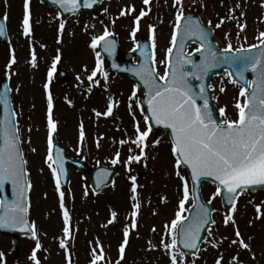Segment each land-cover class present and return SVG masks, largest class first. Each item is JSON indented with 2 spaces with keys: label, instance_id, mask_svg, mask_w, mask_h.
Wrapping results in <instances>:
<instances>
[{
  "label": "rangeland",
  "instance_id": "374dc122",
  "mask_svg": "<svg viewBox=\"0 0 264 264\" xmlns=\"http://www.w3.org/2000/svg\"><path fill=\"white\" fill-rule=\"evenodd\" d=\"M236 4L241 5L238 12L246 14L239 18L240 22L247 23V28L240 33L239 39L236 20L226 21L219 29L214 27L219 18L227 16L229 8H234ZM262 4L264 0H196L195 3L193 0H185L186 14L198 15L205 26L208 20H212L213 40L220 48L227 47L225 33H230L229 39L234 49L242 45L247 48L259 43L256 37L259 32L264 31ZM131 5L135 6V13L119 15L122 8ZM105 8L108 9L107 12L104 11ZM141 9H150V12L142 18L141 30L137 32L134 41L130 32L134 27V16L138 15ZM30 10L33 33L30 38H25L22 35L24 0H0V16L8 17L6 20L8 40L0 42V78L6 77L9 81L12 107L16 123L21 130V148L28 162L26 165L28 180L32 184L29 190L28 218L37 225L43 245L38 252L41 264L64 262L58 243L59 239L63 238L62 209L54 177L46 162L48 128L47 93L44 85L48 83L50 71L52 72L50 88L54 98L53 118L57 123L53 141L61 145L66 155L73 160H84L92 167L113 166L117 170L113 183L94 197L90 191L88 176L75 173L71 169L69 190L65 192V206L71 213V223L76 230L67 252L72 255L73 264H89L92 259L91 250L95 247L97 239L104 247L107 264H115L119 260L123 231L125 226L131 223L132 194L129 175L138 177L142 209L139 227L131 231L125 259L120 260V264H170L169 256L160 246V241L164 239L170 242L165 236L164 225L175 219L181 198V182L175 176L169 140L166 135L152 133L149 135L150 147L146 150L149 153L147 167L143 163H134L131 166L133 171L128 173L123 163L112 165L111 160L117 151H120L123 161L130 155L129 147H135L130 144L121 146L119 143L122 139L128 140L135 136L134 118L128 107L134 84L127 77L119 75H109L105 81L98 74L96 79L100 80L99 85L89 81L87 77L96 67L97 61L98 51L90 47L92 38L102 35L105 28L114 33L121 50L131 51L139 38L151 42L149 25H155L157 60H163L165 50L170 46L175 23L176 9L172 7V0H153L148 6L144 5L143 0H102L96 9L98 13L96 17L81 13L62 18L54 8L42 5L38 0H31ZM62 22L65 28L61 33L59 25ZM33 49L37 57V67H32L30 63ZM195 49L196 46H190L188 52ZM13 51L17 63L9 68ZM57 55L61 59L55 63H58L70 77L65 84L59 82L53 68ZM135 61L134 58L133 62ZM106 67L103 63L105 71ZM155 67L163 74L165 67L163 64L158 63ZM78 76L80 79H77ZM228 81L226 74L215 77L211 92L217 109L226 106L227 117L235 119L237 110L234 104L239 98L240 88ZM221 87L226 90L220 92ZM140 95L138 92L137 97ZM110 97L118 101L119 106L114 108L112 116L97 117L95 111L105 112ZM134 110L135 121L146 127L144 113L140 111L137 102L134 103ZM81 122L86 133L83 143L79 140ZM101 137L103 138L100 139ZM97 140L100 147H97ZM156 140L160 143L153 146ZM33 148L36 151H32ZM181 171L186 175L183 169ZM215 191L216 187L205 184L201 189V198L208 202ZM164 197L167 198L166 201L162 199ZM262 201L263 192L245 193L237 201L238 211L235 215L237 226L244 240L251 245V251L231 244V240L236 239L235 226L231 224L225 226L224 216L229 212L221 209L217 196L211 202L215 209L213 219L216 221L211 229L215 240H221L223 237L227 239H222L219 248H214L206 242L212 239L207 234L199 253L190 262L178 256V264H205V258L215 260L221 254L224 257V264H228L237 253L241 257H239L241 264H264V218L257 219L255 209V205L261 204ZM190 204L191 201L185 207L188 208ZM112 211L118 213V219L108 224ZM153 227L156 228V232L152 231ZM149 241L157 245V248L150 250ZM35 243L36 241L30 238L20 239L19 260L23 264H33L30 256ZM0 251L5 253V256L0 258V264H15L7 237L0 236Z\"/></svg>",
  "mask_w": 264,
  "mask_h": 264
},
{
  "label": "snow or ice",
  "instance_id": "6c2138e0",
  "mask_svg": "<svg viewBox=\"0 0 264 264\" xmlns=\"http://www.w3.org/2000/svg\"><path fill=\"white\" fill-rule=\"evenodd\" d=\"M60 8L75 12L80 7V0H54ZM101 2V0H84V7L91 8L93 5ZM153 0H143L144 5H151ZM195 3L196 0H193ZM31 0H24V17L22 20V35L25 38H30L33 33L32 13L30 10ZM206 7V5H204ZM264 7V4L261 5ZM172 7L176 9L175 23L171 35L170 46L165 50L163 60H157V31L155 25H149L151 39V55L146 52H141L144 56V63L134 69V74L143 83L147 89V112L142 106L143 101H140V111L145 113L144 123L146 127H142L139 121H135L134 103L137 101V93L140 91V86L135 85L134 90L129 98V111L134 118L135 136L128 140H120L121 146L125 144L134 145L129 147V153L126 160H121V153L117 151L112 158V165L123 163L127 172L133 171L132 165L143 163L147 167L149 153L146 151L150 147L148 140L152 132V124L149 121H154L157 125H163L171 130V154L174 158L173 167L175 176L180 180L181 198L179 200L178 210L175 212V219L164 225L165 236L170 239L167 242L161 239L160 246L169 256L170 264H178V256L183 257V252H177L178 238L185 249L195 250L199 248L201 242V234L207 231L212 239L206 242L214 248H219L221 240H215L212 229L207 228L209 224L214 225L216 221L211 218L208 208L203 203L193 204L195 211L191 218L184 215L185 212L192 211L186 208V204L190 201H200L201 197L198 191L190 190L189 184L199 182L202 178H211L217 183V188L212 198L208 201L211 204L212 199L217 196L222 197L231 206L229 214L224 216L225 226L231 224L235 226L236 239L231 240L232 245H237L243 250L251 251V245L247 243L242 233L237 226L235 215L238 211L237 201L245 191H251L253 188L264 186V31L259 32L256 39L258 44H252L245 48L243 45L239 48H233V44L229 39L230 33H225V39L228 40L227 47L223 49V53H218L211 39L210 29L213 28L212 20H208L207 27L203 26L199 19L186 14L185 0H172ZM241 5L236 4L234 8H229L228 15L220 17L219 21L214 25L216 29L221 28L226 21H237V39L240 38V33L247 28V23H241L240 17L246 15L243 12H238ZM108 11L107 8L104 9ZM134 5L125 6L121 9L119 15L126 16L135 13ZM150 9H141L139 14L134 16V27L130 32L131 38L135 41L137 32L141 30V20L147 16ZM3 19L6 21L7 16ZM115 21H113L114 23ZM65 24L62 22L59 25V30L62 33ZM6 35L5 25L0 23V36ZM114 35L105 28L102 35L92 38L90 47L94 50L103 42L105 52L112 54L115 49L116 41L110 39ZM246 40L247 37L245 36ZM188 41L199 43V47L195 49V53H200L203 59L197 63L193 59V53L186 51ZM139 47V44H137ZM148 46L145 45V48ZM253 49H259L255 55H249ZM136 49L134 48L133 51ZM239 53V55H229L230 53ZM32 59L30 61L32 67H37V57L35 50L32 51ZM96 67L88 75L87 79L97 85L100 80L96 79L100 74L105 81L108 79V72L103 69V60L100 59V52H96ZM61 57L57 55L53 64L59 62ZM17 63L14 51L11 57L9 68ZM163 64V74L155 67L156 64ZM196 71L189 70L188 66ZM228 65L230 68L235 66V74L231 70L226 69V74L229 77V83L240 88L239 98L234 104L237 110V118L232 119L227 117L226 106L219 109V114L224 119L220 122L213 117V110L209 104L208 91L210 85L201 84L199 92H195L193 86L189 82V77L197 80H203L204 76L211 68ZM251 71L255 74L256 79L249 80L245 76V72ZM87 71V68H85ZM199 73V75H197ZM234 75L239 78H233ZM52 72L48 74V83L44 85L47 93V128H48V155L46 162L50 168L54 180L55 187L59 194L60 207L62 209V217L64 227L62 229L63 238L59 239V248L68 252L70 241L73 236V226L71 223V213L65 206V191L62 190L60 173L64 170L63 157L61 150L56 149V156L53 155L54 142L53 134L57 132V123L53 118L54 98L50 88ZM77 79H80L79 76ZM239 81H244L240 84ZM226 89L221 87L220 92ZM242 98V99H241ZM202 100L203 103H197V100ZM0 103L10 107L7 99V89L5 95L0 96ZM119 106V102L114 98H109L107 110L103 113L95 111L97 117H109L114 113V108ZM29 131L31 129L29 128ZM21 130L15 121L8 123V117H5L4 131L2 143H0V187L6 181H10L13 190L16 193V200L11 204H5L0 201V228L20 229L31 233V238L36 241L35 248L31 253L30 259L33 264H41V259L38 257V252L43 248L40 241L39 232L35 222L28 220V206L26 204L27 192L32 188L31 182L28 180L26 170L27 160L25 159L22 150L20 139ZM86 133L83 122L79 127V140L81 143L85 140ZM101 137L100 139H102ZM159 140L154 141L153 146L158 145ZM97 147H100L97 140ZM139 150L138 152L136 150ZM32 151H36L35 148ZM135 153V154H132ZM188 170L185 175L181 169ZM104 175H110L106 170ZM131 181V223L126 225L123 231V241L119 246V260L115 264H120V260L125 259V250L129 245V236L131 231L138 229L139 218L141 215L142 202L138 189L141 185L138 184L136 175H129ZM104 181L101 180V183ZM226 193V195H225ZM46 195V194H45ZM164 201L166 197L162 198ZM264 201L261 204L255 205L256 218H264ZM154 215L156 213H153ZM118 213L112 211L111 218L108 224L116 222ZM156 232V228H152ZM150 250L157 248L149 241ZM99 248V252H97ZM92 259L90 264H98L103 262L107 264L104 254V247L97 239L95 247L92 248ZM5 253L0 251V258H3ZM68 264H72L71 254L68 253ZM216 264H224L223 254L219 255ZM228 264H241L239 254L234 255Z\"/></svg>",
  "mask_w": 264,
  "mask_h": 264
},
{
  "label": "water",
  "instance_id": "95a60500",
  "mask_svg": "<svg viewBox=\"0 0 264 264\" xmlns=\"http://www.w3.org/2000/svg\"><path fill=\"white\" fill-rule=\"evenodd\" d=\"M40 2L42 4H48L50 6L55 7L58 10V13L60 16H67V15H72L75 13H79V12H89L90 14H92L93 16L96 15L95 12V8L100 4L97 3L95 5H93V7L91 8H87L84 7V0H80V7L77 11L75 12H69L66 11L62 8L59 7V5L57 3L54 2V0H40ZM196 19H199L197 16L191 15ZM0 23L4 24V20L0 18ZM5 25V24H4ZM6 32V31H5ZM211 32V38H212V31L210 29ZM7 35L4 36H0V40H6ZM110 39H114L116 41L115 37H112ZM137 44H139V47H137L136 45V50L132 51L130 53H122L118 46H117V41L115 44V49L112 52V54H109L107 52L104 51L103 49V42L101 43L100 46H98V48L100 49V52L103 56V58L105 59L106 63L109 65V73L110 74H115V73H119L121 75H128L131 79H133L136 83V85L140 86V90L143 91V96L141 98H139L138 103L140 101H143L142 106L145 109V113L147 112V89L144 88L143 83L139 80V78L134 74V69H137L138 67H140L143 63H144V56L141 55V52H146L149 56L151 55V45L149 43H147L146 41H139ZM189 44H198V42H194V41H188L187 46ZM214 44V43H213ZM145 45H147L148 47L145 48ZM215 45V44H214ZM186 46V49H187ZM200 46V45H199ZM216 50L218 51V53H223V50H219L217 48V46L215 45ZM259 51V49H253V51L251 53H249V55H255L257 52ZM193 59L199 63L202 59L203 56L200 53H193ZM229 55H239V53L233 52L230 53ZM137 58V63L133 64L131 62L133 57ZM189 70L191 71H196L195 69H192L191 66H188ZM227 70H231L233 71V73L235 74L236 72V68L235 66L233 67H229L228 65H221L220 67H216V68H211L207 74L204 76L203 80H197L193 77H189V82L190 84L193 86V89L195 92H199V88L201 86V84H205V85H210L211 84V80L213 78L214 75L216 74H222L223 72H225ZM57 75L59 77V79L62 82H67L68 77L65 71L57 68ZM197 75H199V73H197ZM245 76L248 79V76L251 77V80L256 79L255 74L251 73V71L249 70L248 72H245ZM233 78H236L237 80H239L238 77H236L234 75ZM240 84H243L244 81H239ZM5 89H7V99H8V103L10 105V107L6 106L3 103H0V143H2V136H3V131H4V121H5V117H8V123L11 125V123L13 121H15V115L14 112L12 111L11 108V103H10V98H9V89H8V84L6 80H0V96L5 95ZM208 98H209V104L210 107L213 110V117L217 120V122H220V115L219 113L215 110L213 102H212V95H210V91H208ZM197 103L202 104L203 101L202 100H197ZM140 105V103H139ZM141 106V105H140ZM149 123L152 124V131L154 133H158V134H165L166 132L168 133L170 140L172 141V137H171V130L168 128H165L163 125H157L155 124L154 121H149ZM56 149L61 150V154L63 157V163H64V170L60 173V178H61V182L63 183V186H65V182H67V178H68V165L73 164L77 167L78 170L83 171V172H88L87 169V165L84 163H73L70 160L66 159L64 156V150L62 148H60L59 146H57V144H54V149H53V155L54 157L56 156ZM79 166V167H78ZM105 170L110 173V175L105 176L104 172ZM187 170V169H186ZM188 172V170H187ZM115 173V169L114 168H96L94 170H92V179H91V183H92V189L94 192H98L99 190H101V188H103L104 186L110 184L113 180V175ZM101 180H103L104 182L101 183ZM211 183L217 186V183L212 180L211 178H202L199 182H192L190 181V186H191V190L194 191H198L200 194V189L202 187V185L205 183ZM258 191H264V186H260V187H256L253 188L250 192L251 193H255ZM29 192V191H28ZM28 192L26 194L27 199H26V204L28 206ZM226 195V193H225ZM220 199V204L221 207L224 210H229L230 209V205L226 202V200H224L222 197L218 196ZM16 200V193L13 190L12 184L10 181H6L5 184L0 187V201H3L5 204H11ZM195 203H203L209 210L210 214H211V218H212V213L214 211V207L211 204L208 203H204L201 199L200 201H192V205L190 207V209L192 211L187 213V216H189L191 218L192 213L195 211V209L193 208V204ZM2 211V210H0ZM210 226H212V224H209L206 226V229L209 228ZM0 234L1 235H8L13 243V247L14 250L17 251L18 249V238L21 236H31V233L28 231H21L20 229H11V228H0ZM206 234L207 231L203 232L201 234V242L199 244V246L204 242L205 238H206ZM177 248L180 252L184 253V257L185 259L188 261L191 259L192 256H194L198 250H189V249H185L183 247L182 242L180 241V239L178 238V244H177Z\"/></svg>",
  "mask_w": 264,
  "mask_h": 264
},
{
  "label": "trees",
  "instance_id": "16d2710c",
  "mask_svg": "<svg viewBox=\"0 0 264 264\" xmlns=\"http://www.w3.org/2000/svg\"><path fill=\"white\" fill-rule=\"evenodd\" d=\"M240 257V256H239ZM241 258V257H240ZM217 259V258H216ZM216 259L214 260V259H208V258H205L204 259V262H205V264H216L215 263V261H216Z\"/></svg>",
  "mask_w": 264,
  "mask_h": 264
},
{
  "label": "flooded vegetation",
  "instance_id": "af4514ba",
  "mask_svg": "<svg viewBox=\"0 0 264 264\" xmlns=\"http://www.w3.org/2000/svg\"><path fill=\"white\" fill-rule=\"evenodd\" d=\"M72 242V241H71ZM71 258H72V256H71ZM72 264H73V261H72Z\"/></svg>",
  "mask_w": 264,
  "mask_h": 264
}]
</instances>
